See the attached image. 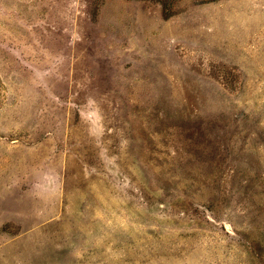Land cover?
Masks as SVG:
<instances>
[{
  "label": "rangeland",
  "instance_id": "rangeland-1",
  "mask_svg": "<svg viewBox=\"0 0 264 264\" xmlns=\"http://www.w3.org/2000/svg\"><path fill=\"white\" fill-rule=\"evenodd\" d=\"M0 264H264V0H0Z\"/></svg>",
  "mask_w": 264,
  "mask_h": 264
},
{
  "label": "trees",
  "instance_id": "trees-1",
  "mask_svg": "<svg viewBox=\"0 0 264 264\" xmlns=\"http://www.w3.org/2000/svg\"><path fill=\"white\" fill-rule=\"evenodd\" d=\"M164 10L167 13V15L172 14L174 12L171 6L164 7Z\"/></svg>",
  "mask_w": 264,
  "mask_h": 264
}]
</instances>
